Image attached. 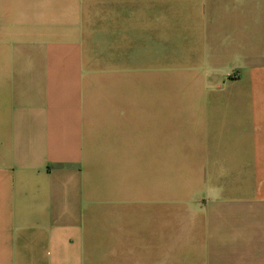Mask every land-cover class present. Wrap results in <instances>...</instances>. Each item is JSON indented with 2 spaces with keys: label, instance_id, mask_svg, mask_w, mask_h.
<instances>
[{
  "label": "crops",
  "instance_id": "0c3cea01",
  "mask_svg": "<svg viewBox=\"0 0 264 264\" xmlns=\"http://www.w3.org/2000/svg\"><path fill=\"white\" fill-rule=\"evenodd\" d=\"M0 264H264V0H0Z\"/></svg>",
  "mask_w": 264,
  "mask_h": 264
}]
</instances>
